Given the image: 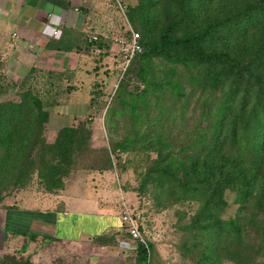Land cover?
Returning a JSON list of instances; mask_svg holds the SVG:
<instances>
[{
	"label": "rangeland",
	"instance_id": "obj_1",
	"mask_svg": "<svg viewBox=\"0 0 264 264\" xmlns=\"http://www.w3.org/2000/svg\"><path fill=\"white\" fill-rule=\"evenodd\" d=\"M123 1L128 4L137 3V0ZM123 10V7L121 8L118 2L114 1L112 19L116 27L107 32L108 41L111 43L107 49L98 48L97 51L91 49V53L93 52L91 55L86 53L89 59L82 61L75 58L73 63L68 58L61 62L60 55L55 54L48 59L49 61L36 66L30 75L28 74L30 71L26 69L23 71L19 68L15 71L9 67L8 55L11 47L4 44L6 38H0V86L5 90L4 94L0 95V193L4 196L5 203L9 205L16 201L31 199L33 201L31 205L37 203L40 206L43 202L52 200L57 207L63 204L62 199H66L68 203L74 198L75 202L80 203L81 197L87 198L94 210L115 213V215H120L124 205L128 206L131 211L140 215L143 240L150 245V264H201L199 250L203 249L201 247L207 239L204 234L199 235L197 229L192 226L200 202L188 199L166 207L158 206L157 194L160 193L151 183L142 184L146 167L156 157V153L147 151L145 145L142 147L136 145L138 148L134 151L130 149L119 152L117 148L116 159L110 151L116 143L127 135L133 136L136 131L146 130V136H151L157 131L147 129L153 130L161 123L162 136L173 145H180L185 139L191 138L195 125L200 123L205 125L212 119L209 116L199 118L215 105L219 93L214 95L207 85L203 87L197 84L195 80L202 78V69L197 68L193 62H189L187 66L180 64L176 58L182 56L181 50L172 49L166 58L161 54H155L148 61V66L149 74L154 75L157 85H160V81L167 82V79H160L164 76L163 71L168 73L170 68L176 67L172 77L178 82L177 86H181L180 93L184 91L186 96L179 95L177 97L179 100L174 102L170 100L172 98H163L160 94H156L157 92L148 94L151 102L148 108L150 112L160 106L172 105V109L164 113L167 117H157L153 121V126L151 121L147 124V120L135 122L124 101L128 100L131 92L142 90L145 82L135 70L132 73H125L126 69H134V62L126 53L125 47L114 43L120 36L128 41L131 37V30ZM154 12L165 23L168 20L177 21L173 13L168 14L167 0H159ZM216 13L218 14L219 11L214 4L196 7L194 11L202 27L212 21ZM163 22L162 25L165 24ZM132 29L143 34L139 25L133 26ZM160 29L161 26H157V32L149 34L150 46L158 43ZM193 31L192 26L180 22L175 25L172 36L180 38L193 34ZM219 42L209 40L208 47L219 49L221 48ZM91 45L95 49L96 45L94 43ZM192 77L195 80L192 81ZM27 90L39 97L48 112V120L42 136L48 148L54 145L59 130L64 127L77 125L82 121L91 130L86 148L75 155L74 164L63 179L62 190L47 192L37 173L36 168L41 157L34 159L37 150L32 149L33 141L37 136V115L33 102L25 94ZM28 159L32 160L30 164L33 166L30 169L33 172L30 176L22 178L23 185L17 187L14 185L15 181ZM224 200V207L219 214L222 219L235 218L239 214L249 215L247 210L240 208L235 202L233 192L226 191ZM2 203L0 202V212ZM258 218L263 216L259 214ZM125 235L130 245L137 243L127 234ZM39 236L15 234L4 236L0 232V245L6 246L1 252V257L6 260L5 264H134L135 262L136 252L130 249L113 256L89 259L69 253V247L54 238ZM114 242L117 246L118 241ZM256 263L264 264V252L261 257H257ZM223 264L233 263L223 260Z\"/></svg>",
	"mask_w": 264,
	"mask_h": 264
},
{
	"label": "trees",
	"instance_id": "obj_2",
	"mask_svg": "<svg viewBox=\"0 0 264 264\" xmlns=\"http://www.w3.org/2000/svg\"><path fill=\"white\" fill-rule=\"evenodd\" d=\"M117 2L123 7L130 28L139 25L143 30L142 35L137 32L141 51L131 57L134 69L125 70L126 74L135 70L145 82L142 90L131 92L124 101L135 122L147 120V124L151 121L153 126L157 117H167L164 113L172 109V105L160 106L150 112L148 94L157 92L174 102L179 100V95L186 96L184 91L180 93L181 86H177L178 82L172 77L176 67L170 68L168 73L163 71L160 79L167 82L160 81V85L154 75L149 74L148 61L155 54L166 58L172 49L183 52L176 58L180 64L187 66L193 62L202 69V78L192 77V81L203 87L207 85L214 95L219 93V98L199 118L212 119L205 125H195L191 138L180 145L175 146L162 136L161 123L153 130L147 129L157 131L151 136H146V130L136 131L131 137L127 135L111 148V155L117 159V148L125 152L137 150L136 145L147 146L146 150L155 152L156 157L146 167L142 184L151 183L160 193L157 194L158 206L166 207L188 199L200 202L192 226L207 239L199 250L201 264H223V260L233 264H257V257L264 252V0H167L168 14L173 13L177 21L166 23L154 12L159 0H137L136 4ZM206 3L214 4L219 13L202 27L194 11L196 7L207 6ZM180 22L192 26L194 33L174 38V27ZM157 26H161L158 43L150 46L149 34L157 32ZM209 40L220 41L221 48L211 49ZM90 43L99 49H107L109 45L101 39L86 46ZM35 69H29L28 74ZM4 92L0 86V95ZM25 94L33 102L37 115V136L32 147L37 150L34 159L41 157L37 173L47 192L62 190L63 179L69 174L75 155L86 148L91 130L82 121L64 127L59 130L54 145L48 148L42 137L48 112L39 97L29 90ZM31 161L27 160L15 186L21 187L22 178L32 174ZM226 191L235 194V202L249 212L248 216L220 217ZM3 198L0 193V202ZM259 214L263 218H258ZM136 244L134 264H150V245L147 242ZM0 261L6 263L4 257H0Z\"/></svg>",
	"mask_w": 264,
	"mask_h": 264
},
{
	"label": "crops",
	"instance_id": "obj_3",
	"mask_svg": "<svg viewBox=\"0 0 264 264\" xmlns=\"http://www.w3.org/2000/svg\"><path fill=\"white\" fill-rule=\"evenodd\" d=\"M114 1L117 0H0V38H6L4 44L11 47L9 67L15 71L29 70L55 54L60 55L61 62L67 58L71 63L75 58L89 59L93 53L92 45L86 46L89 35L96 34L102 43H110L107 32L116 27L112 19ZM79 5V12H75L73 8ZM54 30L57 34H53ZM79 199L80 203L74 198L68 203L62 199L63 204L57 207L52 200L40 206L31 205V199L10 205L3 200L0 232L4 236L54 238L67 245L69 253L89 259L133 250L119 215L94 210L87 198ZM114 241H118L117 246ZM5 248L0 245V257Z\"/></svg>",
	"mask_w": 264,
	"mask_h": 264
},
{
	"label": "built area",
	"instance_id": "obj_4",
	"mask_svg": "<svg viewBox=\"0 0 264 264\" xmlns=\"http://www.w3.org/2000/svg\"><path fill=\"white\" fill-rule=\"evenodd\" d=\"M82 3H85L83 1ZM75 12H79L80 10V5L75 6L73 8ZM129 29L131 30V37L130 40L128 41L125 37H119L116 39V41L122 46L125 47L126 53H128L129 57H132V55L136 52L141 51V46L138 43L139 35L137 32H135L132 28ZM53 34H57V30L53 31ZM98 39L96 34H93L89 37L88 42H94ZM93 51H97L98 47L95 46L92 48ZM119 220L122 225L123 231L132 239L135 240L136 242H142L145 243L143 240L142 236V231H141V218L138 213H134L131 211V209L128 206L123 207V209L120 212L119 215ZM137 244L132 245V249L136 251Z\"/></svg>",
	"mask_w": 264,
	"mask_h": 264
}]
</instances>
